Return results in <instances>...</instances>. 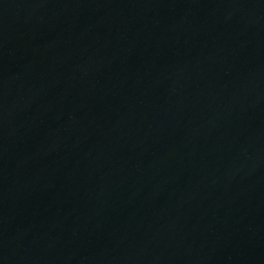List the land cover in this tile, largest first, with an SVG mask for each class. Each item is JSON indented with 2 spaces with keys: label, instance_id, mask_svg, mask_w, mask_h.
<instances>
[{
  "label": "water",
  "instance_id": "95a60500",
  "mask_svg": "<svg viewBox=\"0 0 264 264\" xmlns=\"http://www.w3.org/2000/svg\"><path fill=\"white\" fill-rule=\"evenodd\" d=\"M0 264H264V0H0Z\"/></svg>",
  "mask_w": 264,
  "mask_h": 264
}]
</instances>
